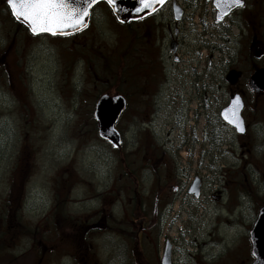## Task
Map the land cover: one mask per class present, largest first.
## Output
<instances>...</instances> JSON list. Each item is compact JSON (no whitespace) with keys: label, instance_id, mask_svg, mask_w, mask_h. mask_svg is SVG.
I'll use <instances>...</instances> for the list:
<instances>
[{"label":"rangeland","instance_id":"1","mask_svg":"<svg viewBox=\"0 0 264 264\" xmlns=\"http://www.w3.org/2000/svg\"><path fill=\"white\" fill-rule=\"evenodd\" d=\"M176 1L185 10L177 27L171 2L130 26L100 4L83 32L32 38L0 0V264H30L39 245L68 238L60 230L80 220L101 223L84 235L97 264H161L166 242L173 264L252 263L249 231L263 186L230 144L233 132L215 146L203 129L206 92L211 121L225 98L234 44L220 38L205 0ZM128 59L141 63L134 74ZM119 68L121 92L130 82L135 95L117 123L122 149L114 150L92 113ZM192 170L204 177L198 199L183 189Z\"/></svg>","mask_w":264,"mask_h":264},{"label":"flooded vegetation","instance_id":"2","mask_svg":"<svg viewBox=\"0 0 264 264\" xmlns=\"http://www.w3.org/2000/svg\"><path fill=\"white\" fill-rule=\"evenodd\" d=\"M205 1L207 6L213 10L214 23L223 27L222 31H220L222 34L220 38L227 44L231 42L234 44L233 49H229L231 60L226 66V73L236 71L239 74V78L237 83L232 85L225 76V98L217 107L213 121H211L209 115V112L211 114V92L210 95L206 92L204 107L206 105L207 115L205 116L203 113V116H205L204 133L208 138L213 136L214 140L211 143L219 146L220 144H226L222 140L226 132H233V142L230 144L234 145L238 150L240 161L242 162L245 158L246 162L251 165L254 173H256V176L251 175L252 180L257 179L259 185L263 186L262 193L264 194V91L252 89L250 83L252 76L256 72L264 71V0H239V6L222 19H219V13L214 5L215 0ZM3 4L6 6L7 14L11 17L7 0H3ZM178 24L175 23L176 27ZM235 29L237 34L234 33ZM175 34H179L177 28L175 29ZM171 38V41H173L174 37L172 35ZM173 42L177 48V41L174 40ZM224 50H227V47H224ZM212 59V56L208 58L207 64L209 68L212 67ZM176 60L178 61V58ZM126 62L130 64L128 68L133 74L140 68V62L135 65L131 64L130 59L126 60ZM128 86V91L123 92V94L131 105L135 94L133 93L134 91H131L130 82H128ZM235 98L239 102L237 108H240V115L244 123L243 133H239L222 119V112L229 107ZM250 157L252 158L251 161L249 160ZM30 172L31 165L28 163L25 173H18L17 177L23 180L30 175ZM201 174L200 171L194 172L192 170V177L188 183L183 184V189L187 191L189 197L198 199L203 196L204 177ZM128 176L130 175L128 174ZM245 181H248L247 177H245ZM194 182L198 183L197 190L200 192L198 197L194 196L195 193H190L194 188ZM173 187L175 189V186ZM158 190V194L162 196L167 190V186L158 188ZM165 196L169 195L165 194ZM169 200L170 198L168 197V202ZM263 207L264 198L258 203V207L254 212L255 221L252 227L256 224ZM99 226H101V223L98 226H88L86 222L80 220L79 223L72 227L62 228L60 234L69 237H63L59 239L60 242L55 244L42 243L39 245L42 248L35 254L30 264H50L52 260H57L61 257H68L72 264H97L96 250L92 243L84 241V235L87 234V231L95 230ZM140 229H143V226Z\"/></svg>","mask_w":264,"mask_h":264},{"label":"water","instance_id":"3","mask_svg":"<svg viewBox=\"0 0 264 264\" xmlns=\"http://www.w3.org/2000/svg\"><path fill=\"white\" fill-rule=\"evenodd\" d=\"M106 3L119 23H129L153 14L168 0H8L11 13L16 21L24 24L33 35H49L64 37L75 35L84 30L90 23L91 12L100 3ZM240 4L238 0H215L219 11V19L230 13ZM176 21L182 17V9L173 4ZM172 50L175 44H172ZM239 74L232 71L226 77L234 85ZM254 90L264 91V71L256 72L251 78ZM235 98L227 110L222 112V119L239 133H243L244 123L240 116L239 102ZM126 98L121 94H104L97 100L94 118L98 123V133L102 140L107 141L114 149L122 146V136L116 128L117 122L126 109ZM198 183L190 193L197 196ZM253 264H264V208L261 210L256 224L250 232ZM161 264H171V246L166 244Z\"/></svg>","mask_w":264,"mask_h":264},{"label":"trees","instance_id":"4","mask_svg":"<svg viewBox=\"0 0 264 264\" xmlns=\"http://www.w3.org/2000/svg\"><path fill=\"white\" fill-rule=\"evenodd\" d=\"M11 18V17H10ZM21 28H22V26H21ZM23 29H25V28H23ZM26 30V29H25ZM120 68H122V66L120 67ZM120 68H119V70H115V71H113V73H112V76H113V78L115 79V81H116V85H114V87L113 88H115L117 91H119V92H121V89H120V87L118 86V84H117V82L118 81H121V80H123L124 79V75H126V74H124V72H121L120 71ZM135 76H137V75H135ZM105 92H110L109 90H106V91H103V92H101L100 93V95H102L103 93H105ZM92 117H93V113H92ZM94 119V118H93ZM94 127H95V130H96V132H97V130H98V125H97V123L95 122V120H94ZM130 178L131 179H133L134 177L133 176H130ZM61 204H59V206H60Z\"/></svg>","mask_w":264,"mask_h":264}]
</instances>
